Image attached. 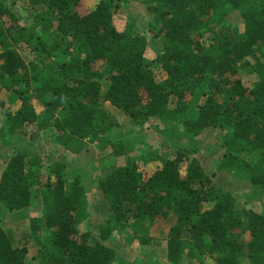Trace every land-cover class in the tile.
<instances>
[{
	"label": "trees",
	"instance_id": "obj_1",
	"mask_svg": "<svg viewBox=\"0 0 264 264\" xmlns=\"http://www.w3.org/2000/svg\"><path fill=\"white\" fill-rule=\"evenodd\" d=\"M18 2L0 0V151L48 129L58 152L110 151L71 179L59 154L22 147L1 163L0 264H117L115 236L145 252L161 226L165 257L145 264H264V209L237 204L243 180V202H264V0H142L146 29L117 28L133 0H21L25 24ZM145 128L155 142L131 137ZM136 141L149 149L132 155ZM202 141L222 151L215 173L242 182L211 185Z\"/></svg>",
	"mask_w": 264,
	"mask_h": 264
},
{
	"label": "rangeland",
	"instance_id": "obj_2",
	"mask_svg": "<svg viewBox=\"0 0 264 264\" xmlns=\"http://www.w3.org/2000/svg\"><path fill=\"white\" fill-rule=\"evenodd\" d=\"M18 1L19 2L15 3L12 9L13 11H15V14L22 20V24H25V22H27L28 20V15L30 16V14L20 4L21 0H18ZM99 1L100 0H86V2L88 3V6H92V7ZM116 14H118V17H120L119 25L117 23L118 29H123V27H125V23H127L130 18L135 19V24L138 25V28L140 27L144 28V23L148 21V14L145 11V7L142 4V0H133V3L128 2L122 5L119 8V10L116 12ZM29 23L30 21L27 24ZM145 32L149 34L148 30H146ZM40 36L45 37L43 33H40ZM153 70H155V72L157 71L155 66H153ZM156 74H158V72ZM2 99H4V97H2ZM35 103L37 104V101ZM9 104L15 107H18L20 104V101L19 99L15 101L14 103H9L8 101L7 105L10 106ZM105 108L115 116V118L119 121V123H121L123 131L130 130V128L132 127L131 123L129 122L128 119L124 117V115L119 110L115 109L108 103H105ZM153 133L154 132H149V130L146 128L138 129L137 132L135 131L131 133V137L134 136V138L136 139L139 138L141 140L146 138L147 142L149 141L155 142L156 141L155 139L149 138L150 136H154ZM166 141H167L166 136H164L162 143L165 144ZM154 142H150V143L154 145ZM206 143L208 142L202 141V146L200 147V150H199V158L201 159V162H202L204 170L206 171V174L213 179L211 185H213L214 187L230 188L231 186H233L234 182H242L240 180H233L232 179L233 175L228 173L227 171H220L219 173H215L214 165L217 164L216 160L222 156V151L218 152V155L220 156L215 160V155L213 154L209 155L207 152L204 153L205 147L208 146L207 145L203 147V145ZM55 144L57 143L54 141L52 129H48L45 134L42 132L38 133L36 131H29L26 134H19V137L16 136L8 148L1 149L2 152L0 151L1 152L0 153L1 155L0 165L2 162L7 161L10 154L12 155L18 152L19 150H21L22 147H26L27 149H29L30 152H33L36 155L42 156V161H45V158L47 155H49V153H52L54 155L59 154L61 156H64L70 164V166L67 167V171L65 172V174L67 175L69 179H71L74 176V171L79 166H83L86 169H88V172H90L92 176L94 171L92 170L91 166L97 165L98 160L96 161V159L99 157L105 156V154L110 151V148H102L100 145H97V144L92 145L88 143L86 144L85 147L82 148L81 152H75L77 145H76V141H74V142H71L72 149L74 151L70 150L71 148L70 149L68 148L70 150V153L65 154L67 153L66 152L67 148L62 143H60V146L58 147L61 148V150L60 152H58L57 145ZM133 147L134 149L130 153L134 156H138L141 151L144 152L149 149L146 144L139 142V141L134 142ZM154 165H156L155 162H151L148 164V166L150 167H154ZM182 172H184L183 169H182ZM231 172L234 174L235 173L234 169H232ZM45 174L42 173V175H45ZM42 178H43L42 180H44V177ZM243 183L247 184L248 182L243 180V182L240 183L239 187L241 188L239 189L238 194L240 193L241 194L239 195L237 204L240 207H245V208L249 207V208H254V209H264V202H261V200H258V199L254 198L248 201L246 203L247 205L243 202L245 198V194H244L245 192H241V190H246V187ZM262 196H263L262 199L264 200V195ZM101 204H102L103 209L107 207L105 203H102V201H101ZM23 212H24L23 214L24 218H29L30 215L32 214L41 215V209H40V206H38V204L30 209L24 210ZM102 213H104V211ZM144 222H143V225H145ZM86 226H88L87 222H85V224L83 223V227H84L83 230H85ZM164 229L165 227L161 226L160 229H157V230L155 229L153 233H152V229L150 228L148 229V232L151 234V239L153 241L149 247L150 249L145 252L141 250V246L137 240L128 241L127 239H125L124 234H121L119 237L115 236V241H114L113 246L114 248H116V251H117V264H145V263H150V262L156 263V262H159L157 261L158 259H164L165 253H166V241L164 240L162 241L161 237H159L164 231ZM157 238L160 240H158ZM35 249H36L35 246H32L29 249L30 254L28 255V257L29 259H31V261L34 259L33 256H34ZM204 264H213V263L210 260V258L207 257L204 261Z\"/></svg>",
	"mask_w": 264,
	"mask_h": 264
}]
</instances>
